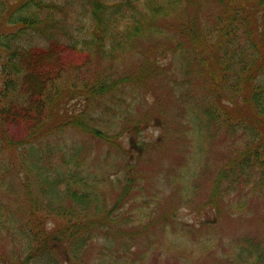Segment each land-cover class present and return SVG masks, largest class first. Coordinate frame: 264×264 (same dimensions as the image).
<instances>
[{
  "label": "trees",
  "instance_id": "1",
  "mask_svg": "<svg viewBox=\"0 0 264 264\" xmlns=\"http://www.w3.org/2000/svg\"><path fill=\"white\" fill-rule=\"evenodd\" d=\"M0 264H264V0H0Z\"/></svg>",
  "mask_w": 264,
  "mask_h": 264
},
{
  "label": "rangeland",
  "instance_id": "2",
  "mask_svg": "<svg viewBox=\"0 0 264 264\" xmlns=\"http://www.w3.org/2000/svg\"><path fill=\"white\" fill-rule=\"evenodd\" d=\"M198 5H202L204 8H206L205 2H199ZM204 15H205L204 11H202V10L197 11L196 10L193 13H189V14L185 13V14L181 15L180 21H184L187 18H191V17H195L197 20H199ZM153 125H154L153 121H150V123L144 127L145 129L142 130L141 137H143L144 139L152 140V139L156 138L157 136H159L160 130ZM60 135H63V134H60ZM64 136H65L64 137L65 140H67L69 142L71 140H75V141L80 140V136L73 133L72 131L66 132ZM59 139L61 141H63L62 136ZM180 155L182 157V163L181 164H177L176 166L163 168V174H164L166 180L169 181L170 183H172L173 187H175V188L180 189V188L186 187L189 184V182L182 173V170H185L187 175L192 174V176L190 177V183L193 186V188L195 187L196 190L203 189L205 187V185L207 183V179H208L207 171L208 172L210 171V167H211L212 163H214L215 160L220 157V155L218 154V144L216 143V146H214L213 148H211L210 150H208L204 154L205 165L202 166V168L200 167L199 171L197 169H194V168H185V166L188 165V163H190L191 161H190L189 157L187 156V153H181V154H179V156ZM212 159H213V161H211ZM154 161H155V159H152V158H150V159L147 158L145 161L147 163V165H149V167H150V169L147 170L148 175H150V174H152V176L154 175V172H153L154 167H155ZM162 162L166 165L165 159L164 160L162 159ZM206 165H207V171H206ZM179 167H180V170H179ZM160 168H162V167H160ZM151 183H153L158 188L163 187V184L158 177H156V178L153 177L151 179ZM164 192H165V190H164ZM190 206L192 207V205H190ZM191 211H192V209H188V207L184 208L182 210H179L178 217L183 221L190 222L193 220V217H192L193 214ZM211 219H212V215H210L209 212L204 213L202 215V220L207 221V220H211Z\"/></svg>",
  "mask_w": 264,
  "mask_h": 264
}]
</instances>
